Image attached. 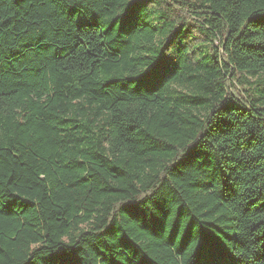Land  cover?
Instances as JSON below:
<instances>
[{
	"label": "trees",
	"instance_id": "16d2710c",
	"mask_svg": "<svg viewBox=\"0 0 264 264\" xmlns=\"http://www.w3.org/2000/svg\"><path fill=\"white\" fill-rule=\"evenodd\" d=\"M0 264H264V0H0Z\"/></svg>",
	"mask_w": 264,
	"mask_h": 264
}]
</instances>
